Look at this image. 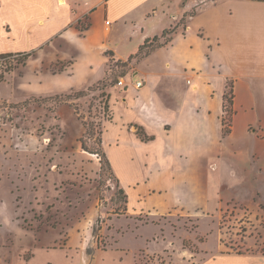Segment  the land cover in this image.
Returning <instances> with one entry per match:
<instances>
[{"label":"rangeland","instance_id":"1","mask_svg":"<svg viewBox=\"0 0 264 264\" xmlns=\"http://www.w3.org/2000/svg\"><path fill=\"white\" fill-rule=\"evenodd\" d=\"M142 1L133 14L158 0ZM186 1L163 0L157 12L158 28L176 26L170 41L121 61L101 40L86 58L80 56L68 40L85 45L91 30L81 32L77 25L67 39L56 35L42 44L32 21L41 16L63 23L71 17L68 6H57L58 14L51 15L55 0H0V53L36 49L23 64L14 57L0 59V264H264V218H239L225 205L202 218L168 210L165 188L191 192L196 178L175 162L178 171L166 176L162 169L174 159L147 156L145 143L134 139L141 137L136 131L142 127L123 105L137 80L144 90L174 103L171 90L190 86L186 79L198 82L201 75L207 81L238 59L249 64L259 59V73H264V0H259V14L250 0L208 1L213 20L231 17L238 25L231 10L252 24L259 15V29L248 24L254 29L231 45L212 44L204 31L194 30L200 38L193 42L186 38L189 17L204 6L198 1L182 11ZM131 5V0H114L104 22V32H109L108 20L112 23L110 40L121 53L135 42L126 32ZM89 18H81L85 30ZM76 56L79 76L59 79L60 73L71 74ZM219 82L218 77L214 85ZM232 85L227 78L224 92ZM78 91L85 93L67 101L48 98ZM101 149L110 168L100 159ZM117 180L128 183L130 197L123 185L124 193L117 191Z\"/></svg>","mask_w":264,"mask_h":264},{"label":"crops","instance_id":"2","mask_svg":"<svg viewBox=\"0 0 264 264\" xmlns=\"http://www.w3.org/2000/svg\"><path fill=\"white\" fill-rule=\"evenodd\" d=\"M111 1L63 0V3H59V0H55L51 15L58 14L57 6L65 5L68 6L71 17L60 23L50 17L38 16L32 21L33 27L37 34L43 37L42 44H44L56 35L67 39L66 33L75 27L78 19L89 15L90 27L81 31L91 30V33L84 37L86 44L82 47L71 39L68 40L69 44L80 52V56L86 58L88 51L98 47L97 43L101 40L100 45H104L109 49L112 57L121 61L133 55L146 38L158 35L159 29L162 31L167 28L157 27L161 18L157 12L162 9L163 0H158L147 10L137 13L138 15L133 14L132 11L144 3L142 0L140 3V0H131L133 5L126 11L131 15L126 32L129 38H135V42L131 49L121 53L118 46L112 44L110 40L113 29L109 20V32H104V22L107 20L111 6L115 8L114 0ZM198 1L204 6H198L197 12L189 17L185 29L186 38L191 39L192 42L197 36L196 33H192L195 30L204 31L206 38L212 44H239L241 40L237 36L254 29L248 27L247 20L243 21L237 16L241 15L240 13L235 14L231 10L229 14L234 16L238 25L231 24V17L228 21L223 16L220 20L210 19L211 10L208 8L212 1L208 2L209 0H187L183 3L182 11H186L190 5L197 4ZM250 2L257 5L255 10L259 14V0H250ZM205 8L209 11L206 12ZM116 9L121 11L118 7ZM249 25H255L259 29V15ZM42 44L38 46V50L44 48ZM255 44L259 46V34ZM33 50L35 52L36 49ZM77 56L72 59L71 74L66 76L65 73H60L57 75L59 79H75L79 76ZM228 67H230L229 71H224L222 75L207 76V81L201 80V75L197 76L198 82L186 79V83L190 86L171 90V96H176L171 98L174 103L155 90H144L142 85L139 88L133 85L136 89L134 92L127 88L125 100H122L125 110L132 111L134 122L142 127L145 141L136 135L137 138L134 139L145 143L147 156L152 158L159 155L163 159H174L162 169L163 173L172 176L173 170H177L174 162L182 163L188 174L196 178L195 187L191 192L188 187L178 191L172 185L165 188L168 210L172 212L180 210L182 214L192 218H202L203 215L209 216L208 212L212 208L225 205L235 210V216L239 218H264V73H259V59L256 64L238 59ZM218 77L220 82L215 86L214 82ZM229 77L233 81V112L229 121V131L224 133L223 93L226 79ZM180 80L184 81L183 77ZM187 80L190 82L188 83ZM76 87L73 85L72 88L76 89ZM61 91L63 89H55L52 92ZM119 184L124 187L129 186L128 183ZM125 189L130 197L129 187ZM238 213L241 215L239 216Z\"/></svg>","mask_w":264,"mask_h":264},{"label":"trees","instance_id":"3","mask_svg":"<svg viewBox=\"0 0 264 264\" xmlns=\"http://www.w3.org/2000/svg\"><path fill=\"white\" fill-rule=\"evenodd\" d=\"M80 22H81V19H78L77 24H76L77 29H79L81 31L85 30L84 28H82V26H80ZM175 31H176V26L175 27L170 26L168 28H165L160 35H154L150 38H146L144 40V42L138 46V49L135 53V56L138 55V56L143 57L145 55H148L154 49L162 47L168 41H170V39L172 38L171 34L175 33ZM161 39H163V40H161ZM33 53H34V50H31L28 52L0 53V59H5L8 57H14L17 64H23L28 59V57L33 55ZM131 57H133V56L131 55L129 58H131ZM7 71H8V69H7ZM84 93H85L84 91H78V92L67 93V94L63 93V94H56L54 96H48V98H57L58 101H67V100L72 99L74 95H76V97H79L80 95H83ZM232 98H233V92H232V86H231V88L228 91L226 90L223 94V112L225 115L222 116V124H223V131L225 133H227L229 131V121L231 119V115L233 112V110H232ZM103 105H104L105 111H108L109 110L108 100L105 101ZM136 133L141 136L140 137L141 139L144 138L143 130L137 129ZM98 139L99 140L97 141V143L101 147V145H102L101 137H98ZM82 145L84 147L83 143H82ZM84 149H86V148L84 147ZM96 153H98V151H96ZM100 159H102L103 163L104 164L106 163L107 167L110 168L102 149L100 151ZM117 183H118V185H117L118 190L117 191L124 193V189L119 185L118 180H117Z\"/></svg>","mask_w":264,"mask_h":264},{"label":"built area","instance_id":"4","mask_svg":"<svg viewBox=\"0 0 264 264\" xmlns=\"http://www.w3.org/2000/svg\"><path fill=\"white\" fill-rule=\"evenodd\" d=\"M141 85H142V81H140V80H138V81H136V82L134 83V86H135L136 88L141 87ZM0 119H1V118H0Z\"/></svg>","mask_w":264,"mask_h":264},{"label":"bare ground","instance_id":"5","mask_svg":"<svg viewBox=\"0 0 264 264\" xmlns=\"http://www.w3.org/2000/svg\"><path fill=\"white\" fill-rule=\"evenodd\" d=\"M59 3H63V0H59Z\"/></svg>","mask_w":264,"mask_h":264}]
</instances>
